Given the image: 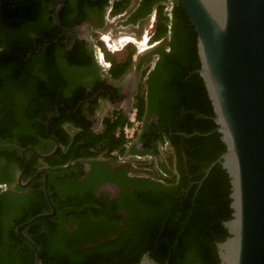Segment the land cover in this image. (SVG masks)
<instances>
[{"label":"flooded vegetation","instance_id":"obj_1","mask_svg":"<svg viewBox=\"0 0 264 264\" xmlns=\"http://www.w3.org/2000/svg\"><path fill=\"white\" fill-rule=\"evenodd\" d=\"M160 6L171 20L155 39ZM180 6L177 0L169 9L168 0H0V192L43 189L45 173L25 187L20 174L26 183L44 170L57 200L86 201L57 222L70 230L86 226L100 244L85 246L114 240L115 250L131 238L142 244L147 229L154 242L168 234V196L195 184L200 189L212 164L203 179L191 181L182 147L198 132L172 131L171 88L197 72L203 78L192 50L195 27ZM112 124L128 139L124 152L47 162L66 150V141L109 135Z\"/></svg>","mask_w":264,"mask_h":264},{"label":"trees","instance_id":"obj_2","mask_svg":"<svg viewBox=\"0 0 264 264\" xmlns=\"http://www.w3.org/2000/svg\"><path fill=\"white\" fill-rule=\"evenodd\" d=\"M180 7L187 17L186 11ZM122 8L123 6L117 10ZM158 13L159 26L155 39L165 34L167 21L169 24L171 20L169 15L167 17L163 13L162 6L159 7ZM191 34L194 41L191 47L195 55L196 68H199L201 62L197 50V32L194 28ZM128 66V63L125 64L121 68L122 72H125ZM171 92L172 99L168 100V105L170 104L168 107L174 116L172 131L181 129L189 134L198 132L185 140L182 149L188 158V170L191 169L190 180H201L205 175L204 169L226 151L227 145L213 119L215 116L213 104L204 79L198 72L186 82L180 78L171 88ZM182 109L188 112L183 115ZM142 111L143 109L141 114ZM120 124L124 127L126 121ZM116 125L110 126L109 135L92 133L76 138L72 144L70 140L66 141V150L59 151L57 157H51L47 162L54 165L57 161L58 164L64 165L81 157H97L105 151L107 155H111L113 151L124 152L128 139L124 133L119 135L115 133ZM169 138L172 137L169 135ZM174 146L178 150L180 161L185 164L181 147L177 144ZM63 169L61 167V170ZM188 185L189 182L185 181L181 186L187 189ZM49 187L57 206V214L51 218L40 219L25 229L39 246L44 264H136L147 251L150 252V257L160 264L221 262L217 244L229 236L224 222L232 218L233 212L230 206L232 201L230 176L221 163L212 168L200 189L198 184H195L187 191L168 196L170 213L168 234L162 236L158 240L159 243L154 242L153 229H147L146 239L142 244L131 238V244L129 242L124 248L115 250L113 249L115 246L112 245L115 243L114 240L102 246H85L89 242L100 244V241L95 239L84 225L80 224L75 230L60 226L59 223L57 225L61 219L72 218L71 213L83 208L86 201L74 202L72 199L59 201L51 190V184ZM46 211H50V205L42 184L24 195L10 190L0 192V264H34V251L18 235L16 227Z\"/></svg>","mask_w":264,"mask_h":264},{"label":"water","instance_id":"obj_3","mask_svg":"<svg viewBox=\"0 0 264 264\" xmlns=\"http://www.w3.org/2000/svg\"><path fill=\"white\" fill-rule=\"evenodd\" d=\"M197 32L200 73L215 111L226 151L207 169L221 163L230 176L232 218L229 236L217 244L220 264H264V0H177ZM58 146V145H57ZM57 148V147H56ZM55 148V150H56ZM43 154L47 158L54 154ZM39 153V152H37ZM27 163L25 150H23ZM45 173L43 191L50 211L16 227L33 249L34 264H44L41 250L25 229L56 215ZM136 264H160L144 254Z\"/></svg>","mask_w":264,"mask_h":264},{"label":"bare ground","instance_id":"obj_4","mask_svg":"<svg viewBox=\"0 0 264 264\" xmlns=\"http://www.w3.org/2000/svg\"><path fill=\"white\" fill-rule=\"evenodd\" d=\"M127 39V38H126ZM129 39V38H128ZM123 40V39H122ZM125 40V39H124ZM146 40H147V37H145L144 39H142V41H141V47H145L146 46ZM146 48V47H145Z\"/></svg>","mask_w":264,"mask_h":264},{"label":"built area","instance_id":"obj_5","mask_svg":"<svg viewBox=\"0 0 264 264\" xmlns=\"http://www.w3.org/2000/svg\"><path fill=\"white\" fill-rule=\"evenodd\" d=\"M171 1H172V0H168V9H169V7H170ZM127 130H128V128H126V131H127Z\"/></svg>","mask_w":264,"mask_h":264},{"label":"rangeland","instance_id":"obj_6","mask_svg":"<svg viewBox=\"0 0 264 264\" xmlns=\"http://www.w3.org/2000/svg\"><path fill=\"white\" fill-rule=\"evenodd\" d=\"M120 56L122 55V54H119Z\"/></svg>","mask_w":264,"mask_h":264}]
</instances>
